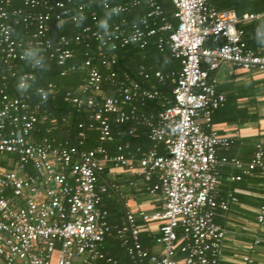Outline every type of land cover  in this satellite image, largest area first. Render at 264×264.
I'll return each mask as SVG.
<instances>
[{"label":"built area","instance_id":"1","mask_svg":"<svg viewBox=\"0 0 264 264\" xmlns=\"http://www.w3.org/2000/svg\"><path fill=\"white\" fill-rule=\"evenodd\" d=\"M90 1L23 0L29 8L24 10L12 8V0H2L0 65L12 71L16 61L27 57L31 45L48 51L47 57H53L54 51L59 65L73 58L67 37L51 41L48 34L65 16L77 22L91 10ZM142 1L147 12L138 22L129 26L122 19L106 35L87 26L75 38L78 42L97 41L99 62L84 61L87 78L80 93L68 92L64 101L90 113V127L96 125L99 131L97 147L80 149L83 132L76 144L48 136L37 140L39 126L50 114L41 115L40 104L31 106L24 98L9 95L7 77L0 76V156H16L12 168L0 166V264H118L101 250L109 238L120 242L131 264H141L144 259L152 264H178V253L184 255L185 264L219 263L227 232L216 216L229 210L230 201L237 202L234 194L227 199L219 197L222 169L230 166L238 170L229 177L233 182L252 177L256 171L264 173V148L258 144L249 160L219 155L229 149L232 140L213 128V114L226 102V95L217 90V71L231 65L264 73V56L247 46L242 27L262 20L264 13L239 15L234 10L219 11L209 0H171L173 24L157 0H102V4L123 15ZM70 4L76 6L75 14H69ZM91 14L97 25L95 12ZM18 24L34 27L27 47L13 39ZM159 33L157 47L164 50L167 46L181 69L165 75L141 66L139 73L143 80L153 77L162 84L169 80L170 97L153 86L142 87L128 75L120 79L115 70L117 51L131 45L144 49L148 39ZM106 47L114 53L105 55L101 48ZM34 79L32 73L21 74L18 89ZM107 85L115 95H106ZM51 92V85L37 90L42 101ZM145 100H156L158 110L141 111L137 103L144 105ZM110 117L117 124L133 121L144 125L152 147L137 148V158L123 152L128 145L118 147L116 156H109L104 144L113 139ZM49 121L52 128L47 133L60 124L54 118ZM135 132V127L129 131ZM108 164L128 167L142 177L150 193H160L161 208L153 213L128 211L121 225H112L103 206L109 191L98 183ZM138 220L158 225L154 241L162 247L159 256L144 250ZM257 224L264 225V206L258 211ZM259 243L256 238L250 250ZM241 264H253L251 256L243 255Z\"/></svg>","mask_w":264,"mask_h":264},{"label":"trees","instance_id":"2","mask_svg":"<svg viewBox=\"0 0 264 264\" xmlns=\"http://www.w3.org/2000/svg\"><path fill=\"white\" fill-rule=\"evenodd\" d=\"M1 1L2 0H0V2ZM50 1L52 2V0ZM75 1L76 3H79L81 0ZM90 2L91 10H88L87 13L77 22L68 20L65 16L61 23L55 22L52 25L48 34V38L51 41L53 40V32L58 38L62 35L67 37L70 43L69 48L74 52L73 58L66 60L63 65H59L56 57H54V51L53 57H47L48 51L43 52L41 48L31 45L27 57L16 61L14 63L15 67L12 71L8 72L5 66L0 65V76L4 74L7 77L6 92L9 95L22 97L31 106L40 104L41 115L45 113L50 114V119L54 118L60 121L59 126L56 125V128L52 129L50 133H47V129L52 128L51 122L49 121L50 119L41 124L39 126L37 138L40 139L48 136L50 138L65 141V139H62V136L66 135L69 143L76 144L79 142V132H83V145L80 146V149H92L97 147L100 144L99 131L94 124L93 127H90L92 124L90 113L85 109H77L76 107H73L70 103L64 101V96L68 92L76 95L80 93L79 89L87 78V70L83 67V63L88 58H91L94 64L99 62V43L93 39L78 42L75 38L77 35H81L83 29L87 26H92L93 30L105 35L109 34L112 31L114 23H119L122 19H126L130 26L131 24L138 22L147 12V6L143 1L139 6L123 15L114 14L111 7L108 9L105 8L102 4V0H91ZM157 2L164 10L167 20L176 24V21L173 18L174 8L171 0H157ZM11 6L12 8L29 10V8L24 5L23 0H12ZM236 6L234 8L237 9V11L239 10V14H243L244 12H264V0H237ZM68 9L70 10V15L77 12L76 6L73 4H70ZM92 12H95L96 14L98 20L97 25H94L92 22ZM14 27L13 39L22 42L25 47H27L28 44H30L29 42H31L34 27L25 24H18ZM243 29L245 31V41L249 48H254L251 40L254 36L261 37V40H264V19L256 22L254 21L250 25L243 27ZM160 34L162 33L148 39L147 45L144 49L131 45L126 49L117 51L115 53L117 55V65L115 66V70L120 79H122L124 75H128L131 79L139 82L142 87L153 86L160 90L164 95L170 97L171 82L169 80L164 84L158 83L153 77L148 80H143V77L139 73L141 66L150 73L161 71L165 75L169 74L171 71H180V62L171 57L167 46H165L164 50H160L157 47V38ZM165 36L167 37L166 33ZM209 45L212 46V44ZM55 49L56 48H54V50ZM101 51L108 56L114 53L109 47L101 48ZM12 73H15L16 76L13 77ZM23 73H32L34 74L35 79L24 89L19 90L17 87V77ZM49 85H51L52 92L49 94L46 101H42L37 90L43 87L46 88ZM105 89L106 95H115L114 89L110 85H107ZM217 90L221 93L225 92L226 102L223 107L214 112L212 122L215 120V114L218 115L221 112L227 114L225 120L229 122H236L241 118H246L247 110L240 109L237 101L241 97H250L252 96L251 94L244 92L240 93L236 87L231 90H225L218 86ZM137 104L139 105L140 110L145 112L156 111L159 106L156 100H145L144 105H141L140 102ZM80 124L83 125L82 128H79ZM110 125L112 128L113 139L109 143L104 144L109 156H116L119 153L118 147H125V145H128V149L125 148L123 150L125 154L128 151L136 152L137 148L149 149L152 147V143L148 138V129L144 125H138L133 121L117 124L113 120V117H110ZM133 126H135L136 132L132 135L129 131ZM58 127L60 130H57ZM232 144L233 141L231 142L230 147ZM162 152L163 151L161 150L160 153ZM228 157H233V155L229 154ZM14 161H16V156H0V166L4 168H12ZM108 165L110 166L111 164ZM154 182L155 179H153L152 183ZM105 197L103 200L104 208H106L104 205V201H106ZM110 223L113 225L112 222ZM113 240L115 241L117 248L119 247L122 251H125L117 239ZM109 256H111V254ZM111 257L115 260L118 259V264H123V262H125V264H131L128 260L120 259L119 256ZM144 263L147 264L148 262L145 261Z\"/></svg>","mask_w":264,"mask_h":264},{"label":"crops","instance_id":"3","mask_svg":"<svg viewBox=\"0 0 264 264\" xmlns=\"http://www.w3.org/2000/svg\"><path fill=\"white\" fill-rule=\"evenodd\" d=\"M209 2L219 11L234 10L237 13L239 11L234 8L237 0H209ZM251 23L244 24L242 27ZM251 40L254 45V48L251 49L264 56V40L255 36ZM217 78L219 88L231 90L236 87L240 93L252 95L241 97L237 101L240 109L247 110L246 118L229 122L225 120L227 114L221 112L218 115L215 114L213 122L215 130L233 141L230 149L221 150L219 155L228 156L231 154L233 157L249 160L258 144L264 148V73L224 65L217 71ZM57 130H60L59 127ZM62 139H67V136L63 135ZM37 140L39 139L37 138ZM128 152L137 158L136 152ZM232 174H238V170L230 166L224 167L218 187L220 198L227 199L230 194H234L237 198V202H229L228 211H219L216 216V222L227 232L223 254L218 264H241V257L246 254L251 256L253 264H264V225L257 224L258 211L264 206V173L256 171L254 176L244 177L239 182L230 180L229 177ZM98 183L108 188L109 192L105 197L104 205L113 225H121L128 211L153 213L161 208L160 193H150L143 178L128 167L116 168L107 165L99 175ZM138 223L142 226L140 240L144 250L149 255L159 256L162 253V247L154 241V237L158 235V225L156 223L144 225L141 220H138ZM256 238L260 240V243L254 246V250H250V246L254 244ZM113 239L115 238H109L101 246V250L107 255L119 256L120 259L130 261L126 251L117 248ZM176 258L178 264H185L183 254L178 253ZM145 261L148 262L147 264H152L148 259H144L142 264H145ZM94 264H102V262Z\"/></svg>","mask_w":264,"mask_h":264},{"label":"water","instance_id":"4","mask_svg":"<svg viewBox=\"0 0 264 264\" xmlns=\"http://www.w3.org/2000/svg\"><path fill=\"white\" fill-rule=\"evenodd\" d=\"M56 39H57V36H56V34L53 32V40L56 41Z\"/></svg>","mask_w":264,"mask_h":264},{"label":"rangeland","instance_id":"5","mask_svg":"<svg viewBox=\"0 0 264 264\" xmlns=\"http://www.w3.org/2000/svg\"><path fill=\"white\" fill-rule=\"evenodd\" d=\"M226 67V66H225Z\"/></svg>","mask_w":264,"mask_h":264}]
</instances>
